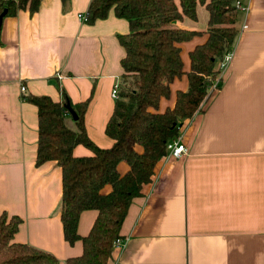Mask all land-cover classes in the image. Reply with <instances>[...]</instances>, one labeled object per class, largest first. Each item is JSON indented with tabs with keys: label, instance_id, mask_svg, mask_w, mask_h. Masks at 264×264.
Segmentation results:
<instances>
[{
	"label": "crops",
	"instance_id": "obj_1",
	"mask_svg": "<svg viewBox=\"0 0 264 264\" xmlns=\"http://www.w3.org/2000/svg\"><path fill=\"white\" fill-rule=\"evenodd\" d=\"M89 1L41 0L33 13L24 8L0 18V215L20 220L13 242L53 255L56 264L80 255L81 242L66 243L61 235L60 169L53 160L34 164L36 107L21 96L58 101L63 92L71 104L87 100L84 131L95 145L110 146L103 127L114 103L112 85L122 74L116 37L128 26L111 8L103 19L83 22L78 16ZM239 1L248 9L237 11L221 86L179 121L186 153L154 164L120 225L125 242L107 264H264V0ZM194 9V18L171 24L194 34L179 42L183 73L168 83L157 112L186 90L188 52L207 39L208 11L198 2ZM66 124L73 126L69 117ZM89 154L81 144L72 149L73 156ZM127 168L124 161L116 166L121 175ZM99 190L107 194L110 185ZM95 215L80 212L79 236Z\"/></svg>",
	"mask_w": 264,
	"mask_h": 264
},
{
	"label": "trees",
	"instance_id": "obj_2",
	"mask_svg": "<svg viewBox=\"0 0 264 264\" xmlns=\"http://www.w3.org/2000/svg\"><path fill=\"white\" fill-rule=\"evenodd\" d=\"M40 1L0 0V18L24 8L33 13ZM234 1H89L85 22L103 19L111 8L128 26L127 33L116 37L123 49L119 60L122 74L117 97L103 127L104 134L111 139L108 148L92 143L84 131L87 100L71 104L63 92L58 101L44 95L21 96L36 107L34 164L53 160L60 169L61 235L66 243L81 242V254L67 257L64 264H107L112 241L120 237L118 231L131 199L139 196L141 186L149 182L154 164L166 153L167 142L178 134L179 121L192 117L211 92L210 82L217 76L215 63L232 50L238 32ZM196 2L208 11L207 39L188 52L186 90L175 93L172 107L157 112L160 98L169 94L168 83L183 73L179 42L194 34L171 24L182 16L194 18ZM221 83L218 79L216 87ZM66 103L75 120L66 111ZM66 117L72 121V127L66 124ZM78 144L90 154L73 156L72 149ZM123 161L128 168L121 175L116 166ZM104 184L110 185L107 194L99 190ZM89 209L96 210L95 220L86 235L79 236L77 218L81 211ZM19 224L16 216L0 215V264H56L53 255L11 240Z\"/></svg>",
	"mask_w": 264,
	"mask_h": 264
},
{
	"label": "built area",
	"instance_id": "obj_3",
	"mask_svg": "<svg viewBox=\"0 0 264 264\" xmlns=\"http://www.w3.org/2000/svg\"><path fill=\"white\" fill-rule=\"evenodd\" d=\"M233 6H234V8H236V10L244 12V13L247 12V9H248V7H246V5H244V4H242L239 0H235L233 2ZM78 17L83 22H85V20H86L85 14H79ZM244 27H245V25H242L241 28L243 29ZM231 51L232 50L225 52L223 57L215 63V68L217 70V76L212 82H210L211 85L209 87V91H212V90L217 88L216 87L217 80L221 79L223 74H224V71L226 69V65L228 64V62L232 56ZM118 85H119V82H117V81L115 83H113V85H112L110 96L113 99L117 97V91L119 88ZM19 89H20L21 93L24 91L23 86L21 84L19 85ZM185 153H186V147H185L184 143L181 142V136L178 133L176 137L172 138L171 140H169L167 142L166 153H165L164 157L170 156L173 158H181L182 155ZM124 242H125V240L122 239L121 237L115 238L112 241V248L113 249H116V248L120 249L123 246Z\"/></svg>",
	"mask_w": 264,
	"mask_h": 264
},
{
	"label": "water",
	"instance_id": "obj_4",
	"mask_svg": "<svg viewBox=\"0 0 264 264\" xmlns=\"http://www.w3.org/2000/svg\"><path fill=\"white\" fill-rule=\"evenodd\" d=\"M2 13H3V11L0 13V15H1ZM65 109H66V111L69 113L70 117H72V119L75 120V119H76V116H75L73 110L70 108V106H69L68 103L65 104Z\"/></svg>",
	"mask_w": 264,
	"mask_h": 264
}]
</instances>
